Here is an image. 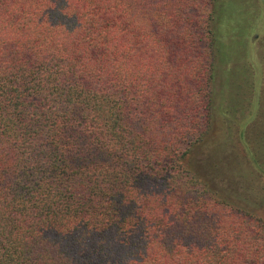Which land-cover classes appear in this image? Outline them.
Listing matches in <instances>:
<instances>
[{
	"label": "trees",
	"instance_id": "1",
	"mask_svg": "<svg viewBox=\"0 0 264 264\" xmlns=\"http://www.w3.org/2000/svg\"><path fill=\"white\" fill-rule=\"evenodd\" d=\"M249 1L0 0V264H264L202 159Z\"/></svg>",
	"mask_w": 264,
	"mask_h": 264
},
{
	"label": "rangeland",
	"instance_id": "2",
	"mask_svg": "<svg viewBox=\"0 0 264 264\" xmlns=\"http://www.w3.org/2000/svg\"><path fill=\"white\" fill-rule=\"evenodd\" d=\"M248 3L255 10L250 9L252 31L226 39L234 55H215L214 114L202 159L206 167L213 166L208 177L214 178L210 181L223 198L264 217V0ZM230 5L234 11L241 6L233 1ZM241 128L259 164L250 165L236 147Z\"/></svg>",
	"mask_w": 264,
	"mask_h": 264
}]
</instances>
